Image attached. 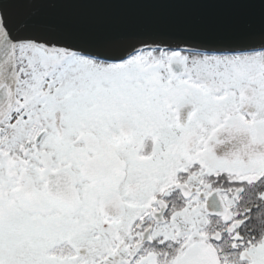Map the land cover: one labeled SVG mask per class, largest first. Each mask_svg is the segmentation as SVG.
<instances>
[{"label": "snow or ice", "instance_id": "snow-or-ice-1", "mask_svg": "<svg viewBox=\"0 0 264 264\" xmlns=\"http://www.w3.org/2000/svg\"><path fill=\"white\" fill-rule=\"evenodd\" d=\"M0 264H264V0H0Z\"/></svg>", "mask_w": 264, "mask_h": 264}]
</instances>
